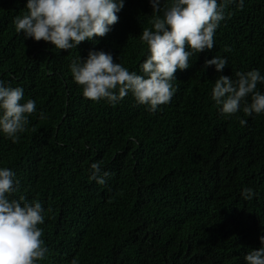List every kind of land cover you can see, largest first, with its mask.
Listing matches in <instances>:
<instances>
[{
  "label": "trees",
  "instance_id": "trees-1",
  "mask_svg": "<svg viewBox=\"0 0 264 264\" xmlns=\"http://www.w3.org/2000/svg\"><path fill=\"white\" fill-rule=\"evenodd\" d=\"M26 4L0 0V81L23 88L21 103L34 100L36 111L17 142L0 130V168L19 181L10 199L44 210L49 251L37 264H246L264 236V113L248 116L242 105L223 114L212 90L220 75H264V0L225 9L214 48L177 69L174 95L155 112L131 92L115 105L85 98L70 67L95 49L144 75L150 0H124L106 36L69 50L16 31ZM213 56L227 58L222 72L204 67ZM95 162L110 173L104 185L89 179Z\"/></svg>",
  "mask_w": 264,
  "mask_h": 264
},
{
  "label": "clouds",
  "instance_id": "clouds-1",
  "mask_svg": "<svg viewBox=\"0 0 264 264\" xmlns=\"http://www.w3.org/2000/svg\"><path fill=\"white\" fill-rule=\"evenodd\" d=\"M153 17L151 28L145 27L142 42L148 45L149 55L140 65L144 75L130 72L121 63L113 62L110 53L90 49L87 58L74 60L71 72L75 82L82 86L83 96L92 101L106 100L117 104L131 92L137 101L155 112L159 105L170 102L175 89L171 83L177 69L190 67L194 53L214 48V34L225 16V9L235 3L240 9L244 0H171L162 8L161 0H150ZM124 7V0H27L28 13L14 20L15 29L24 38L50 42L56 49L76 48L85 39L104 37L110 26L118 22L117 13ZM163 12V16L159 15ZM190 49V50H188ZM228 64L226 57L205 59L204 67L215 66L222 72ZM238 79L220 75L212 90V99L221 106L223 114L238 112L264 113V93L257 91V84L264 83L259 70L237 72ZM251 102H248V97ZM24 90L21 87L4 86L0 81V130L18 141V133L25 132L29 115L36 111V103L29 99L21 103ZM41 118L43 113H41ZM242 125L247 121L240 120ZM90 180L104 185L110 173L101 169L100 162L91 164ZM19 187L15 173L0 168V264H37L44 260L48 248L41 239L43 231L38 227L44 222L40 202L29 203L24 197L10 199ZM251 188H245L242 196L253 198ZM262 246L252 249L245 256L246 264H264V236ZM71 264H78L76 259Z\"/></svg>",
  "mask_w": 264,
  "mask_h": 264
}]
</instances>
